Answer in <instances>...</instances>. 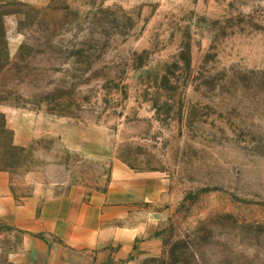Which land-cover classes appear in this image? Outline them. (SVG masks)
I'll list each match as a JSON object with an SVG mask.
<instances>
[{"label":"rangeland","instance_id":"rangeland-1","mask_svg":"<svg viewBox=\"0 0 264 264\" xmlns=\"http://www.w3.org/2000/svg\"><path fill=\"white\" fill-rule=\"evenodd\" d=\"M3 124L18 183L143 191L114 226L160 249L109 264H264V0H0Z\"/></svg>","mask_w":264,"mask_h":264},{"label":"crops","instance_id":"crops-1","mask_svg":"<svg viewBox=\"0 0 264 264\" xmlns=\"http://www.w3.org/2000/svg\"><path fill=\"white\" fill-rule=\"evenodd\" d=\"M7 119L8 128L17 134V145L26 146L39 137L23 134L11 123L10 115ZM33 176L18 183L11 173L0 172V227L22 236L9 255L10 264H109L110 260L124 261L132 253L139 259L158 253L160 242L136 243L137 231L114 226L143 191L113 182L107 195L85 201L74 192L60 193L55 184L37 182ZM29 185L33 186L30 192L26 191Z\"/></svg>","mask_w":264,"mask_h":264},{"label":"trees","instance_id":"trees-1","mask_svg":"<svg viewBox=\"0 0 264 264\" xmlns=\"http://www.w3.org/2000/svg\"><path fill=\"white\" fill-rule=\"evenodd\" d=\"M5 129H6V124L0 126V132H5Z\"/></svg>","mask_w":264,"mask_h":264}]
</instances>
